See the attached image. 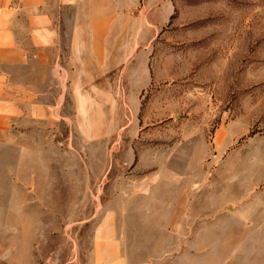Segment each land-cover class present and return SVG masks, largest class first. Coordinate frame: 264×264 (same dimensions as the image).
Wrapping results in <instances>:
<instances>
[{
  "label": "rangeland",
  "instance_id": "374dc122",
  "mask_svg": "<svg viewBox=\"0 0 264 264\" xmlns=\"http://www.w3.org/2000/svg\"><path fill=\"white\" fill-rule=\"evenodd\" d=\"M142 1L129 16L147 13ZM155 7L150 80L135 109L79 124L112 134L77 137L58 121L17 139L32 178L17 195L53 198L0 208L39 203L63 215L43 219L45 264L102 261L108 241L121 264H264V0ZM7 150L0 163L13 166L18 152Z\"/></svg>",
  "mask_w": 264,
  "mask_h": 264
},
{
  "label": "crops",
  "instance_id": "0c3cea01",
  "mask_svg": "<svg viewBox=\"0 0 264 264\" xmlns=\"http://www.w3.org/2000/svg\"><path fill=\"white\" fill-rule=\"evenodd\" d=\"M157 2L143 0L141 11L147 13L129 16L138 0H0V151L18 152L13 166L0 163V186H8L0 188V202L53 198L48 192L17 195L16 185L32 179L21 173L27 162L17 139L46 135L48 123L58 121L71 122L77 137L109 135L79 124L124 121L116 106L135 109L150 80L148 47L159 28L152 15ZM12 204L0 208V264H45L38 246L39 234L49 231L43 219L63 215L39 203L26 211ZM105 245L107 255L102 261L93 255V264H121L112 256L113 243Z\"/></svg>",
  "mask_w": 264,
  "mask_h": 264
}]
</instances>
